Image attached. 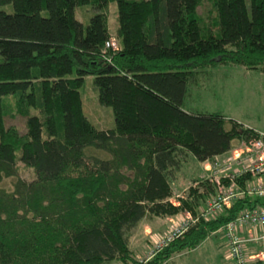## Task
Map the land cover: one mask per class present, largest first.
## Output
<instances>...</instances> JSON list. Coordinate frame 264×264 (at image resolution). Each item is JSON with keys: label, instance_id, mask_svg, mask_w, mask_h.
I'll return each instance as SVG.
<instances>
[{"label": "trees", "instance_id": "obj_1", "mask_svg": "<svg viewBox=\"0 0 264 264\" xmlns=\"http://www.w3.org/2000/svg\"><path fill=\"white\" fill-rule=\"evenodd\" d=\"M205 2L211 19L199 13ZM111 3L118 49L107 46ZM81 6L94 11L86 26L75 15ZM0 55V183L18 176V163L34 172L12 191L0 187V264H165L244 209L264 206V197L245 194L200 217L217 188L199 164L256 129L185 107L204 69L264 73V0H0ZM89 76L99 104L112 110L110 129L84 114ZM14 115L25 119L23 134L5 125ZM190 163L191 185L175 203V182ZM184 211L198 220L138 261L132 231Z\"/></svg>", "mask_w": 264, "mask_h": 264}, {"label": "rangeland", "instance_id": "obj_2", "mask_svg": "<svg viewBox=\"0 0 264 264\" xmlns=\"http://www.w3.org/2000/svg\"><path fill=\"white\" fill-rule=\"evenodd\" d=\"M3 9L10 12L11 6L6 5ZM209 10V4L205 2L200 8L199 13L207 17L209 16ZM93 13L94 11L91 6H81L75 11L76 18L84 26L88 24ZM212 14L213 13L209 16L210 19L212 18ZM116 16V4L111 3L109 6L108 24L111 37H116ZM93 80L94 78L92 76L87 77L85 85L81 89L84 114L89 122L96 128L102 130L110 129L114 126L112 110L109 107L99 104ZM12 102L11 98H8L6 101L8 106L13 108ZM185 107L188 110L202 113L219 112L226 118L232 119L244 127L264 131V73L248 70L240 66L204 69L201 76L198 77L197 86H192L190 88V95L186 101ZM13 109H11V111H13ZM5 125L7 127L13 126L17 128L21 134L26 130L25 119L18 115L6 117ZM90 152L103 158L108 156L102 151L91 150ZM194 167V163H190L183 172L179 174L173 190L174 195L173 198H171L173 202L177 203V197L183 195L185 191H187V188L190 187V176L194 173ZM199 167H202V165L199 164ZM17 170V177L22 180L30 181L34 178L33 170L23 163L17 164ZM17 177L4 178L0 183V187L7 191H12ZM207 204L208 203H206V205ZM186 212L188 211L170 217V219L153 217L143 220L139 226L132 231L130 240V246L135 258L138 261H144L149 259L152 254H156L159 251L156 241L172 229L175 222ZM189 214L193 217L197 216L191 213ZM186 255L185 257H183V255L181 257L177 255L173 256L174 259L169 264H183L185 263L184 260L193 262V264L216 263V260L215 262L211 260L210 253L205 244L195 252ZM111 264L118 263L112 262Z\"/></svg>", "mask_w": 264, "mask_h": 264}, {"label": "built area", "instance_id": "obj_3", "mask_svg": "<svg viewBox=\"0 0 264 264\" xmlns=\"http://www.w3.org/2000/svg\"><path fill=\"white\" fill-rule=\"evenodd\" d=\"M107 46L118 49L117 40L111 38ZM255 133V137L234 145L230 152L202 163L205 172L203 179L217 188L216 195L200 213L204 220L213 218L245 194L264 197V131L255 130ZM245 175L249 179L245 181L244 187H240L237 179ZM224 180L228 184H224ZM197 220L198 217H193L188 212L182 214L175 222V227L156 241L157 249H162L181 236ZM248 226H264V206L244 209L234 220L220 228L225 242L226 259L231 264H250L253 258L247 253V243L251 237H246L243 233Z\"/></svg>", "mask_w": 264, "mask_h": 264}, {"label": "crops", "instance_id": "obj_4", "mask_svg": "<svg viewBox=\"0 0 264 264\" xmlns=\"http://www.w3.org/2000/svg\"><path fill=\"white\" fill-rule=\"evenodd\" d=\"M200 164L202 165V163ZM201 170H202L201 176L204 178L205 172H204L203 166L201 167ZM243 233L246 237H251L250 241L247 243V253L253 257L252 260L250 261V264H264V226L262 227L261 226H258V227L248 226L247 229H245ZM203 244L207 246V249L210 253L211 260H213L214 262L216 260L215 264H229L230 263V261L226 259L225 242L222 237V233L220 231H217L216 236L212 234L210 237L205 239L194 250L189 251V252H182L178 254L177 256L181 257L183 255V257H185L187 256L186 254H190L191 252H195L196 250L201 248ZM173 259L174 257L168 260L165 264H169ZM184 262L185 263L183 264H193V262H189L187 260H184Z\"/></svg>", "mask_w": 264, "mask_h": 264}]
</instances>
